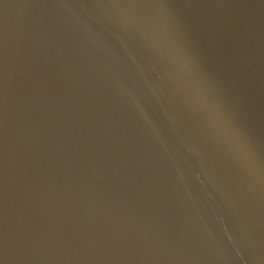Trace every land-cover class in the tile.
Here are the masks:
<instances>
[{
	"label": "water",
	"instance_id": "95a60500",
	"mask_svg": "<svg viewBox=\"0 0 264 264\" xmlns=\"http://www.w3.org/2000/svg\"><path fill=\"white\" fill-rule=\"evenodd\" d=\"M0 264H264V0H0Z\"/></svg>",
	"mask_w": 264,
	"mask_h": 264
}]
</instances>
